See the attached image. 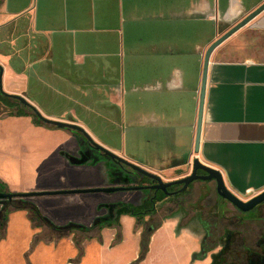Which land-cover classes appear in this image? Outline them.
<instances>
[{
    "label": "crops",
    "instance_id": "obj_1",
    "mask_svg": "<svg viewBox=\"0 0 264 264\" xmlns=\"http://www.w3.org/2000/svg\"><path fill=\"white\" fill-rule=\"evenodd\" d=\"M263 2L0 0L2 82L6 92L23 96L32 77L37 88L67 94L77 104L82 99L78 93L88 90L92 107L122 108L123 113L127 103L135 106L159 101V117L155 119V114L151 117L159 121V169L150 168L152 172L165 182L176 180L191 173L192 160L197 157L218 169L226 186L247 200L264 190V56L261 52L243 51L242 57L233 59L229 53L213 51L198 153L194 152V141L204 54L217 38V26L220 20L244 17ZM212 21L216 27L214 36L206 31V25ZM250 22L264 30V11ZM139 92L145 95H138ZM27 101L30 104L33 100ZM41 114L84 124L73 115L63 118L65 113ZM21 120L29 132L55 138L54 151L66 149L74 136L80 134L68 129L33 126L24 116L9 121ZM85 130L94 141L98 139L91 130ZM0 144L9 147L5 137L0 138ZM51 149L44 150L43 158ZM111 150L119 155L118 150ZM8 157L11 156H3L2 160L8 161ZM128 160L137 162L132 157ZM69 166L76 168L65 167L71 174L87 167ZM81 183L73 187H103L93 181ZM14 213L7 219L5 230L10 228ZM263 215L262 212L260 216ZM24 218L31 233L36 227L32 226L27 212ZM200 218L196 215V222L185 224L181 223V217L170 214L161 221L160 229L175 230L179 226L186 235L184 239L189 243L186 264H211L218 252L213 248L203 254L204 259L199 256L206 228ZM263 219L257 225L264 229ZM42 230L33 233L28 254L41 242L48 243L40 241L32 246ZM44 244L39 253L47 250ZM257 264H264V259Z\"/></svg>",
    "mask_w": 264,
    "mask_h": 264
},
{
    "label": "rangeland",
    "instance_id": "obj_2",
    "mask_svg": "<svg viewBox=\"0 0 264 264\" xmlns=\"http://www.w3.org/2000/svg\"><path fill=\"white\" fill-rule=\"evenodd\" d=\"M242 18L227 22L220 20L217 26V37ZM208 30L212 36L215 35L214 21L206 25V31ZM243 51H249L251 54L261 52L264 56V30L260 29L257 23L249 22L215 50L216 53H229L230 58L233 59L242 57ZM29 82L30 86L28 89L26 87L22 94L27 100H33V104H30L37 111L53 116H61L65 113L63 118L73 115L76 120L84 123L81 124L84 129L91 130L97 136L98 139L95 141L103 147L118 150L119 156L126 160L129 157L134 158L137 165L149 172H152L150 168L159 169V121L151 119L153 114L155 119L159 117V101L149 104L141 102L140 105L135 106L127 103L123 113L122 108L92 107L88 102L90 100L88 96L91 95L88 90L82 89V93H78L83 100L80 99L81 102L77 104L68 99L67 94L56 93L46 87L37 88L32 77ZM2 87L7 95L17 94L6 92V85L3 82ZM83 95L87 96L83 97ZM138 95L143 96L145 93L139 92ZM25 109L30 115L24 117L30 124L37 126L33 123L37 118L35 113L28 108ZM13 111L15 110L0 103V138L5 137L9 146L0 144V181L7 185V192L94 188L84 187V185L74 188L73 185L78 184L79 181L98 182L103 187L142 186L148 183L138 174L130 173L127 176L120 174L117 170L115 176H111L106 156L95 164L89 160L85 164L75 165L88 167L83 168L80 173L67 172L65 167L71 169L69 165H73L72 161L81 159L82 148L87 147V141L82 137L79 139L74 136V140L66 148L68 151H73L72 153L66 149L54 151L52 147L55 145V138L29 132L22 120L10 122L9 120L15 116L7 114ZM136 111L139 114H134ZM51 119L55 120L52 117ZM12 127L14 130L11 129ZM37 127L58 129L55 126L54 128ZM47 149L51 150L48 154L46 153L48 156L43 158L44 150ZM8 155L11 156L8 157V161L2 160L3 156ZM89 169H92V172ZM148 195H150L149 191L138 189L114 193L33 196L26 198L27 200L16 197L13 202L15 204L27 201L34 203L56 226L75 224L91 227L97 218L109 213L110 207L121 202L139 205ZM5 207H7V199H0V212ZM155 207L156 213L145 216L140 223L132 216L122 215L119 227L104 228L101 231L93 230L88 234L73 232L50 243L41 242L30 254L28 249L33 233L41 231L42 228L33 229L29 233V227L24 218L27 211H10L8 218L15 212L10 228L4 229V232L0 230V264H75L74 261L78 255V249L74 245L76 239L80 240L82 250L78 264H186L185 262L189 261L186 250L189 243L184 239L185 234L180 232V227H176L175 230H168L167 227L160 229L161 221L170 214L178 215L181 217V223L185 224L196 222V215H199L212 235L207 239V244L216 246L213 249L218 251L216 255L229 246L232 233H235L234 238L238 243H243L245 248L254 250L259 247L264 250V238H260L264 234V229L257 225L260 218H264V215L260 216L262 212L264 214V205L258 206L253 212L242 213L227 200L218 197L213 181H194L182 196L166 198L157 202ZM260 224L263 226L262 223ZM2 238L5 240L2 241ZM143 239H146L145 246L141 244ZM42 244L47 246L45 248L47 250L39 253ZM202 250L201 248L198 253L201 258L203 254L208 253Z\"/></svg>",
    "mask_w": 264,
    "mask_h": 264
},
{
    "label": "trees",
    "instance_id": "obj_3",
    "mask_svg": "<svg viewBox=\"0 0 264 264\" xmlns=\"http://www.w3.org/2000/svg\"><path fill=\"white\" fill-rule=\"evenodd\" d=\"M0 103L4 104L7 108H10L11 110H15L13 112H9V114H7L8 116H15V117L29 116L30 114L26 111L25 108L32 110L30 106L21 104L18 100L14 99L13 97L9 95L4 94L2 91H0ZM33 123L37 126H44L46 128H54V126L42 122L38 117L36 118L35 121H33ZM76 136L79 139L82 137L84 140H86L80 134L79 135L77 134ZM87 144L90 145L88 142ZM88 145L87 147L85 146L82 148L83 153L81 154V159H79L78 161H72L73 165H82V164H85L89 160H91L89 162H91L92 164H95L98 161L105 158L104 154L94 149L91 145L90 146ZM106 158L108 159V162H109L108 170L111 176H115L116 170L117 172H120V174H125L127 176L130 173H132L133 175H137L132 170H130L127 166L121 163H118L116 161H113L107 156ZM142 178H144L147 181H150V179H148L147 177L143 176ZM191 184L189 185V187L191 186ZM189 187L182 192H177L172 195H165L162 191L156 192L155 195L154 193H150V195L145 197L139 205H134L132 203H127V202H121L117 205H114L113 207H110L109 213L106 216H101L97 218L91 227H84V226L75 225V224L56 226L54 225V223H52L42 214L40 209L34 203L27 201L26 203L23 202L21 204L20 203L15 204L13 202V199L11 201L7 200V207H5L0 212V230L4 232L6 222L8 219V215L10 211H14V210H26L29 215V220L32 226L36 228H43V231L37 234L36 237L33 239L32 246L40 241L51 242L53 240L61 239L73 232L80 233V234H84V233L88 234V232H91L93 230L101 231L104 228H111L115 226L119 227L120 226L119 220L122 215L132 216L136 219L137 222L140 223V221L143 220L145 216L153 215L156 213L155 205L157 202H161L164 199L169 198V197L178 198L182 196L189 189ZM179 188H180V185H173L169 187L168 190L170 189V190L177 191ZM7 189H8L7 185L4 182L0 181V191L7 192ZM21 198L27 200L26 198H29V197H21ZM260 205H264V202L257 205L249 212L255 211V209ZM249 212H245V213H249ZM155 227H157V225ZM205 231H206V234L202 239L201 248L203 249L202 251L207 252L216 246H209L207 244V239L211 238L212 235L210 234V231L207 228H205ZM234 235L235 233H232V239L230 240L228 247L220 251L219 254L213 255V260L211 264H249V262H251V264H257L260 260L264 259L263 248L261 249L258 247L254 250L251 248H245L246 246H244L243 243L240 244L238 243V241H236L237 239L234 238ZM260 238H264V234L261 235ZM141 244L145 246L146 239H143ZM74 245L78 249V255L74 263L78 264L80 257L82 255V250L80 247V240L79 239L74 240Z\"/></svg>",
    "mask_w": 264,
    "mask_h": 264
},
{
    "label": "water",
    "instance_id": "obj_4",
    "mask_svg": "<svg viewBox=\"0 0 264 264\" xmlns=\"http://www.w3.org/2000/svg\"><path fill=\"white\" fill-rule=\"evenodd\" d=\"M264 11V2L261 3L256 9L245 15L240 21L234 24L231 28H229L225 33L217 37L206 49L203 59V67H202V77H201V85H200V94H199V105H198V113H197V122H196V134H195V141H194V152L198 153L199 151V144H200V135H201V123H202V116H203V107H204V100H205V90H206V82H207V75H208V67L210 63V56L213 51L226 39H228L231 35L237 32L239 29L247 25L250 21H252L256 16H258L261 12ZM2 73L3 69L0 66V91L2 90ZM4 93V92H3ZM5 94V93H4ZM7 95V94H6ZM14 99L18 100L21 104L30 106L35 115L44 123L55 126L58 129H68L70 131H75L80 133L86 141L97 151L101 152L105 156L109 157L113 161L121 163L128 168H130L134 173L147 177L150 179L154 184L149 186H116V187H94L89 189H76V190H63V191H32V192H19V193H12V192H3L0 191V199H7L11 201L16 197H33V196H44V195H56V194H79V193H114L117 191H129V190H138V189H151V190H160L165 195H172L177 192H182L186 190L191 183L194 181H214L215 182V190L219 197L224 200H227L231 203L236 209L240 210L241 212H249L257 205L264 202V190L257 193L256 195L250 197L247 200L241 199L235 193H233L225 184L224 178L222 173L211 166H208L202 163L197 157H194L191 163V173L185 177L172 180V181H163L162 178L149 172L148 170L142 168L141 166L132 163L123 157L115 154L111 150L103 147L96 141H94L91 136L86 132V130L75 123L71 122H64L59 120H52L50 118L44 117L35 107L30 105L28 101L21 95L13 94L9 95ZM198 171H203L205 174H199ZM173 185H180V188L177 191H169L168 188Z\"/></svg>",
    "mask_w": 264,
    "mask_h": 264
},
{
    "label": "flooded vegetation",
    "instance_id": "obj_5",
    "mask_svg": "<svg viewBox=\"0 0 264 264\" xmlns=\"http://www.w3.org/2000/svg\"><path fill=\"white\" fill-rule=\"evenodd\" d=\"M198 173H199V174H205L203 171H198ZM152 184H154V182H152V181L150 180V181H148V183H146V184H144V185H145V186H149V185H152ZM143 190H145V191H149L150 193H154V195L156 194V192L160 191V190L155 191V190H151V189H148V188L143 189ZM169 190H170V189H169ZM170 191H174V190H170Z\"/></svg>",
    "mask_w": 264,
    "mask_h": 264
}]
</instances>
